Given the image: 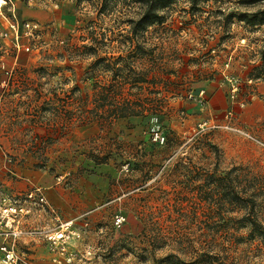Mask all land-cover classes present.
<instances>
[{
	"label": "rangeland",
	"instance_id": "1",
	"mask_svg": "<svg viewBox=\"0 0 264 264\" xmlns=\"http://www.w3.org/2000/svg\"><path fill=\"white\" fill-rule=\"evenodd\" d=\"M0 1V195L26 163L97 197L34 208L24 226L77 236L22 259L264 264V0ZM13 21L41 29L16 48Z\"/></svg>",
	"mask_w": 264,
	"mask_h": 264
},
{
	"label": "built area",
	"instance_id": "2",
	"mask_svg": "<svg viewBox=\"0 0 264 264\" xmlns=\"http://www.w3.org/2000/svg\"><path fill=\"white\" fill-rule=\"evenodd\" d=\"M9 26L13 34V45L16 48L20 46V30L23 29L24 33L28 35H37L41 29L37 22L32 21H23L21 24L13 21ZM155 139L163 142L164 138L156 132ZM45 206H47L46 198L40 188L31 189L22 199L10 196L0 197V264H30L17 253L16 244L21 239L41 238L59 251L64 252L68 241L77 236L72 221L60 222L59 226L54 229L23 225V218L29 216L34 208H44ZM124 222L125 217L123 215L116 214L114 216L115 225Z\"/></svg>",
	"mask_w": 264,
	"mask_h": 264
},
{
	"label": "crops",
	"instance_id": "3",
	"mask_svg": "<svg viewBox=\"0 0 264 264\" xmlns=\"http://www.w3.org/2000/svg\"><path fill=\"white\" fill-rule=\"evenodd\" d=\"M23 15L29 16L34 20H37L40 23L46 21H56V14L50 8L43 10L42 7L33 9L30 11L23 12ZM15 178L10 179L7 186L8 194H1L2 196L10 197H22L33 188H40L41 192L46 198L47 209L54 211V213H60V211L65 213L71 212V204L75 203L78 206V211H85L88 206L93 205L97 201V197L94 195V192L90 189H86L83 192V196L74 195L70 191H67L61 187L58 182L54 181V178L41 169L33 168L31 165L24 163L22 166L13 169L10 172ZM76 196V198H75ZM78 196V199H77ZM18 197V198H19ZM77 199V201H76ZM56 211V212H55ZM42 210H39L41 213ZM45 212V211H44ZM25 217V218H29ZM59 215L55 217L58 219ZM24 220V218H23ZM22 220V222H23ZM38 264H52L40 261Z\"/></svg>",
	"mask_w": 264,
	"mask_h": 264
},
{
	"label": "trees",
	"instance_id": "4",
	"mask_svg": "<svg viewBox=\"0 0 264 264\" xmlns=\"http://www.w3.org/2000/svg\"><path fill=\"white\" fill-rule=\"evenodd\" d=\"M172 0H160V6H165L166 4H168L169 2H171ZM246 21H248V23L250 24H256V19L255 18H245ZM258 21L260 22H263L264 21V17L263 18H259ZM148 22H152V21H148ZM260 22H257V23H260ZM117 115V114H116ZM125 114L123 115H118V116H124Z\"/></svg>",
	"mask_w": 264,
	"mask_h": 264
},
{
	"label": "bare ground",
	"instance_id": "5",
	"mask_svg": "<svg viewBox=\"0 0 264 264\" xmlns=\"http://www.w3.org/2000/svg\"><path fill=\"white\" fill-rule=\"evenodd\" d=\"M1 3H2V1H0V6H1Z\"/></svg>",
	"mask_w": 264,
	"mask_h": 264
}]
</instances>
